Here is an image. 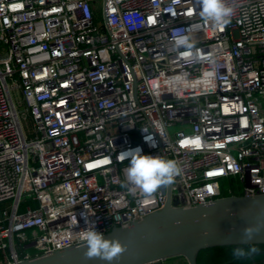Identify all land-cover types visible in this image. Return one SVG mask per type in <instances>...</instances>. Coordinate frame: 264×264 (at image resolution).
I'll list each match as a JSON object with an SVG mask.
<instances>
[{
  "label": "built area",
  "instance_id": "1",
  "mask_svg": "<svg viewBox=\"0 0 264 264\" xmlns=\"http://www.w3.org/2000/svg\"><path fill=\"white\" fill-rule=\"evenodd\" d=\"M230 2L221 28L199 0H0V264L82 246L85 209L104 236L161 211L129 149L177 162L181 208L264 196V0Z\"/></svg>",
  "mask_w": 264,
  "mask_h": 264
},
{
  "label": "water",
  "instance_id": "2",
  "mask_svg": "<svg viewBox=\"0 0 264 264\" xmlns=\"http://www.w3.org/2000/svg\"><path fill=\"white\" fill-rule=\"evenodd\" d=\"M165 207L128 228H114L107 236L117 239L125 251L112 264H164L183 258L198 264L204 250L264 245V231L250 243H242L241 230L247 224L264 221V196L228 197L209 205L179 207L172 202L171 185L166 187ZM86 248L72 247L50 256L20 264H107L99 259L86 260Z\"/></svg>",
  "mask_w": 264,
  "mask_h": 264
},
{
  "label": "clouds",
  "instance_id": "3",
  "mask_svg": "<svg viewBox=\"0 0 264 264\" xmlns=\"http://www.w3.org/2000/svg\"><path fill=\"white\" fill-rule=\"evenodd\" d=\"M200 17L205 22H211L214 26L223 27L230 22V18L235 13V6L230 0H199ZM174 47L185 51L180 53L186 58L198 59L193 51L195 41L189 35H179L176 37ZM147 133L144 136L145 142L150 147H156L155 134L147 129H142ZM121 155L129 161V166L125 169V181L122 186L138 189L144 196L156 193L159 189L166 188L174 182V178L180 174L181 168L174 160H166L159 155L143 154L142 149L137 147L121 152ZM84 219L86 227L84 229L83 247L86 248L83 255L86 260L99 259L112 264V261L125 251L124 246L117 239H108L103 233L96 230L95 223L89 219L87 209L80 213ZM91 225V226H89ZM261 231H264V221L257 224H247L241 230L242 243H250ZM252 252L256 249L252 248ZM234 256L243 258L246 250L236 248Z\"/></svg>",
  "mask_w": 264,
  "mask_h": 264
},
{
  "label": "trees",
  "instance_id": "4",
  "mask_svg": "<svg viewBox=\"0 0 264 264\" xmlns=\"http://www.w3.org/2000/svg\"><path fill=\"white\" fill-rule=\"evenodd\" d=\"M236 248L245 249L246 255L243 258L234 256L233 253ZM252 248H255L256 251L252 252ZM212 251L218 253L220 256V262L217 264H264V245L231 246L204 250L199 254L197 263L212 264L209 257V253Z\"/></svg>",
  "mask_w": 264,
  "mask_h": 264
},
{
  "label": "rangeland",
  "instance_id": "5",
  "mask_svg": "<svg viewBox=\"0 0 264 264\" xmlns=\"http://www.w3.org/2000/svg\"><path fill=\"white\" fill-rule=\"evenodd\" d=\"M100 6L102 7V3H100ZM174 130H172V132H173ZM238 187V185H237V182L236 181H233L232 182V188L235 190V193L237 194V195H239V189L237 188ZM224 195L225 196H228L229 195V193H228V190L230 189V187H229V184L228 185H225L224 186ZM36 206H34V208H35ZM209 257H210V259H211V263L212 264H217V263H219L220 262V260H219V254L218 253H216V252H210L209 253ZM171 260H173V259H171ZM175 261V260H174Z\"/></svg>",
  "mask_w": 264,
  "mask_h": 264
},
{
  "label": "crops",
  "instance_id": "6",
  "mask_svg": "<svg viewBox=\"0 0 264 264\" xmlns=\"http://www.w3.org/2000/svg\"><path fill=\"white\" fill-rule=\"evenodd\" d=\"M164 264H188V262L183 258H174L173 260L165 261Z\"/></svg>",
  "mask_w": 264,
  "mask_h": 264
}]
</instances>
